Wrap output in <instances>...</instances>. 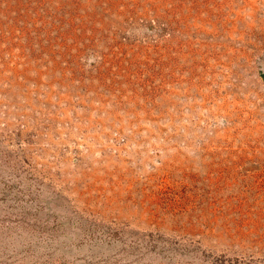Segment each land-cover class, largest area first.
I'll return each instance as SVG.
<instances>
[{"label": "rangeland", "instance_id": "obj_1", "mask_svg": "<svg viewBox=\"0 0 264 264\" xmlns=\"http://www.w3.org/2000/svg\"><path fill=\"white\" fill-rule=\"evenodd\" d=\"M0 264H264V0H0Z\"/></svg>", "mask_w": 264, "mask_h": 264}]
</instances>
